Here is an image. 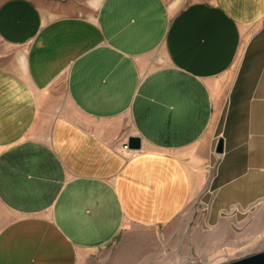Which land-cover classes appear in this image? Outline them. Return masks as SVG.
<instances>
[{
  "label": "crops",
  "instance_id": "1",
  "mask_svg": "<svg viewBox=\"0 0 264 264\" xmlns=\"http://www.w3.org/2000/svg\"><path fill=\"white\" fill-rule=\"evenodd\" d=\"M201 184L264 215V0H0V264H115Z\"/></svg>",
  "mask_w": 264,
  "mask_h": 264
},
{
  "label": "rangeland",
  "instance_id": "2",
  "mask_svg": "<svg viewBox=\"0 0 264 264\" xmlns=\"http://www.w3.org/2000/svg\"><path fill=\"white\" fill-rule=\"evenodd\" d=\"M44 8L50 10L52 5L48 3ZM51 11L55 12L53 8ZM79 13L84 16L89 11ZM215 167L212 161L207 171L209 178ZM203 188L204 184L196 188L189 217L184 215L160 230L131 235L124 240L127 244L121 249L115 248L114 259L110 260L117 262L115 264H225L264 251V215H255V209L232 208L219 214L220 222L216 225L217 220H206L208 195L203 193ZM255 220L260 223L256 225ZM201 236H209L206 238L210 240L199 242L205 251L203 254L196 251L193 239Z\"/></svg>",
  "mask_w": 264,
  "mask_h": 264
},
{
  "label": "water",
  "instance_id": "3",
  "mask_svg": "<svg viewBox=\"0 0 264 264\" xmlns=\"http://www.w3.org/2000/svg\"><path fill=\"white\" fill-rule=\"evenodd\" d=\"M126 145L130 151H139L141 148L140 140L136 137H130ZM214 154L217 156L223 154L222 139L218 140ZM225 264H264V251Z\"/></svg>",
  "mask_w": 264,
  "mask_h": 264
},
{
  "label": "built area",
  "instance_id": "4",
  "mask_svg": "<svg viewBox=\"0 0 264 264\" xmlns=\"http://www.w3.org/2000/svg\"><path fill=\"white\" fill-rule=\"evenodd\" d=\"M122 151H123L124 153H126L127 155H129V156H131V155H133V154L135 153V152H133V151L128 150V147H127L126 144H124V145L122 146Z\"/></svg>",
  "mask_w": 264,
  "mask_h": 264
}]
</instances>
